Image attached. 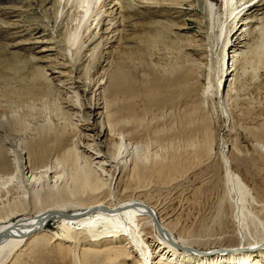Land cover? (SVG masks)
<instances>
[{
	"label": "bare ground",
	"instance_id": "obj_1",
	"mask_svg": "<svg viewBox=\"0 0 264 264\" xmlns=\"http://www.w3.org/2000/svg\"><path fill=\"white\" fill-rule=\"evenodd\" d=\"M29 1L42 11L32 14L37 25L27 24L29 17L21 18L16 6L6 7L7 20L0 22L18 30L11 32L17 36L41 28L51 33L49 41H32L48 45L26 47L54 54L35 72L44 80L39 89L54 106L55 122L47 118L34 134L16 141L14 132L31 125H25V115L0 121V183H14L15 190L31 194L33 203L45 205L33 215L11 219L24 206L11 195L13 204L0 211V264H28L23 255L42 239L55 242L64 264H264V203L254 202L243 177L232 170L223 138V198L231 199L233 219V229L223 231L233 237L229 246L199 249L196 238L183 235L181 225L169 220L168 210L160 216L139 198L167 188L201 147V118L209 121L206 104L218 105L225 121L230 120L228 109L241 75L264 64V0H202L213 39L206 77L202 68H187L179 58L160 63L152 51L159 40L173 42L170 33L177 41L185 37L181 32L193 29L187 23L191 11L181 10L186 0ZM202 1L187 2L194 10ZM137 9L141 19L135 21ZM173 17L184 22L168 23ZM169 27L178 31L169 33ZM196 33L186 36L190 55L201 53L194 42L202 33ZM25 43L31 42L13 45ZM48 88L58 91L57 104ZM204 142L212 151L210 134ZM48 222L60 230L46 229ZM77 224L83 225L81 231Z\"/></svg>",
	"mask_w": 264,
	"mask_h": 264
},
{
	"label": "rangeland",
	"instance_id": "obj_2",
	"mask_svg": "<svg viewBox=\"0 0 264 264\" xmlns=\"http://www.w3.org/2000/svg\"><path fill=\"white\" fill-rule=\"evenodd\" d=\"M187 1L188 0H186L184 5L185 9L183 8L181 10L191 11L188 15L190 20L187 21V23L188 26L193 29L181 32L185 37H177L176 41V37H173L172 30L178 31V29H170L169 27L168 29L171 31L169 30L168 32L172 33H170L171 35L167 33L174 39V43L168 39L159 40L158 43L154 44L155 46L152 47L153 50H151L154 53L156 52V56L158 57H155V60L160 61V63L165 64L168 60L176 62L178 60L177 58H179L186 63L187 68H202L201 73L204 71L202 75L206 77V74L209 73V65L211 64L210 59H212L210 45L213 43L210 22L209 19H207L209 13L202 0L201 3H197V6L193 8L194 10H190L192 7ZM9 6L20 8L16 11L17 13L21 12V18L28 16L29 18L27 19L29 20L31 19L30 17H32V22L31 20L27 21V19H25L27 24L31 26L37 25L33 23L34 16L42 13V11L33 9L34 6L31 1L0 0L1 19L7 20V15L2 12L7 10L6 7ZM140 12L141 10H136V16L134 15L135 21L141 19V16H139ZM178 18H170L167 22H174V24L181 25L184 21ZM144 19L150 20L146 16ZM4 24L3 21L0 22V121L11 116V114L18 113L19 115H25L27 119L25 120V125H31H29L26 131L22 129L21 132H17L16 134L14 132V140L18 141L25 135L34 134L35 127L47 122V118H49L50 121L51 119H55L53 115L55 113L53 111L54 106L52 105V108L51 105H48L46 102L48 100H46V98H48L46 93L42 89H39L42 84V87H45L44 80L43 78L37 77L35 72L36 66H45L47 63L49 64L50 62L45 60L51 58L54 54L47 52H44V54H37L35 51L33 52L32 49L29 50L26 47L35 44L40 46L35 47V49H40L41 46L48 45L49 43H43L42 41L32 43L35 39L51 40V33L45 30L46 28H41V31L38 33L34 31L35 33L32 35L22 32L21 34L23 35L17 36L11 32H16L18 30L4 28ZM165 24L166 23H164L163 26H165ZM197 31H201L203 34L199 37H195L196 42H194L200 45L201 53L198 55H190L188 53L191 50L189 51L187 46L191 41L186 36H195ZM208 32L210 35H207ZM39 35L40 37H38ZM200 38L201 41H197ZM19 41L31 43L13 45ZM33 47L34 46H31V48ZM30 51L33 55L38 56L39 60H36V62L33 61V58L30 57V55H32ZM208 55L209 61L206 59ZM196 65H198V67ZM202 81L203 80H201V83ZM239 82L241 84L238 83L237 86V88L240 89L239 92H237L238 95L236 97L235 94L228 109L231 117L230 120L225 121L226 119L223 118L220 111H218L220 110L218 105L212 107L210 104H206V110L204 109V111L208 114L209 121L205 124L204 121L202 122L201 118V135H199L201 147L198 145L194 149L193 154L185 161L183 168L179 169L172 177L174 178L177 175V178L172 180L167 188L162 190L158 188L154 190L155 188H153L154 191H152L151 197L149 196L148 198V194L139 197L150 205L152 204L160 216H165V212L168 210L167 212L170 214L169 220L171 219V221L181 225L180 233L196 238L197 241H195L196 243L194 242V245L203 251H207L213 247L229 246L234 241H230V239L233 238L230 232H223L224 230L230 231L231 228L233 229V219L229 204V200L231 199L223 198L227 185H225V164L219 155L220 141H222L220 138H223L227 145V154L231 159L232 170L243 177L249 189H251L250 192H252L251 195L254 196V202L264 203V135L260 136L259 134L260 130H264V64L260 65L259 69L257 66V71L253 70L245 75L242 74ZM52 89L50 90L48 88L49 94L54 98V102L57 104V100H60V96L57 90L54 88ZM176 121L178 124V119ZM207 134H210L213 139L212 151H208L204 146ZM15 137L19 138L16 139ZM9 184L10 183L5 184L6 186L8 185L7 188L0 183V211L3 210V207L13 204L11 195L18 196L19 201L21 200L24 202L22 209L11 214V219L33 215L38 209L45 207V205L41 207L33 203L29 192L25 194L21 190H15L14 186H12L14 183H11L12 185L10 186ZM254 199H248V203H254ZM160 203H162V205ZM220 205L221 213L219 211L220 208H218ZM70 207L75 206L71 205ZM1 221L3 220H0V222ZM45 228L55 232L60 230L59 225L54 222H48L45 224ZM76 228L78 231H81L83 225L77 224ZM225 239L227 241H224ZM56 247L54 241L42 239V241L37 243V246L33 248V253L30 252V255L25 254L23 257L27 258L28 264H64V256ZM95 264L97 263L95 262Z\"/></svg>",
	"mask_w": 264,
	"mask_h": 264
}]
</instances>
